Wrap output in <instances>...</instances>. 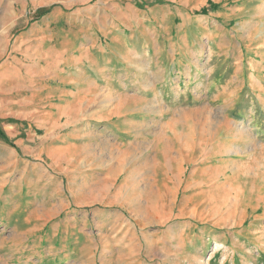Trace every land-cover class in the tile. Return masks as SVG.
Here are the masks:
<instances>
[{"label": "rangeland", "instance_id": "obj_1", "mask_svg": "<svg viewBox=\"0 0 264 264\" xmlns=\"http://www.w3.org/2000/svg\"><path fill=\"white\" fill-rule=\"evenodd\" d=\"M69 32L114 102L27 77ZM0 264H264V0H0Z\"/></svg>", "mask_w": 264, "mask_h": 264}, {"label": "crops", "instance_id": "obj_2", "mask_svg": "<svg viewBox=\"0 0 264 264\" xmlns=\"http://www.w3.org/2000/svg\"><path fill=\"white\" fill-rule=\"evenodd\" d=\"M117 3L118 2L114 1V24L117 23L116 18L118 17L120 18V22L128 24V19L132 18L133 13L127 15L129 11L127 9L129 8H120ZM115 12L119 14L116 15ZM114 26V31L111 33L114 34V36H119V32L115 31L117 30L116 28H118V25ZM107 35L108 32L107 34L105 32L104 36ZM97 39L99 38L96 33L93 34V36L88 37L86 33L78 35L77 33L69 32L62 38L61 43L63 44V48L58 52H55V54L47 50L42 51L40 50V47L33 49L31 52L33 64H31L29 68L24 69L27 77L31 76L36 78V81H38L40 85L46 87L49 86L50 80L58 78L56 80L58 81V85L62 82L65 86H80L84 88L80 94L71 93L66 95L70 101H80L81 104L84 103V108L87 105V97L93 96L91 91L95 88V97L103 98L105 101L114 102V49H108V51L102 49V47L97 44ZM51 40V37L46 38V40L40 42V45L42 43L47 49H50L49 41ZM87 40L89 41L87 42ZM48 54H51L56 58L49 57ZM65 54H70V56H86L81 58L80 61L78 60V62H72L75 58H71L70 68H68V65L66 66L67 61L64 59ZM88 55L91 56V62H87L86 57ZM118 56L120 55L118 54ZM56 62L58 65H56ZM48 102H51V100H48ZM65 111V113H69L72 109L69 107L66 108ZM103 112L104 110H101V112H97L96 114ZM65 113L64 115H66ZM110 113L114 115L113 110H111L108 114H105V117H112V115H109ZM46 114L47 113H45V115Z\"/></svg>", "mask_w": 264, "mask_h": 264}, {"label": "bare ground", "instance_id": "obj_3", "mask_svg": "<svg viewBox=\"0 0 264 264\" xmlns=\"http://www.w3.org/2000/svg\"><path fill=\"white\" fill-rule=\"evenodd\" d=\"M175 98V97H174ZM177 98V97H176ZM227 111V110H226ZM237 155V154H236ZM192 158V157H191ZM234 164V163H233ZM222 191V190H221ZM228 192V191H227ZM173 198H175V197H173ZM173 200V199H172ZM175 200V199H174ZM245 200H247V199H245ZM247 202V201H246ZM247 204H249V203H247ZM153 208V207H152ZM166 208H168V207H164V209H166ZM153 209H155L156 210V207L154 206V208ZM257 207L256 206H253V207H251V208H248V210H250V211H252V212H257ZM177 236V232L174 234V237H176Z\"/></svg>", "mask_w": 264, "mask_h": 264}]
</instances>
